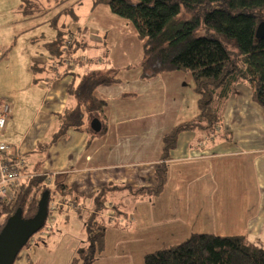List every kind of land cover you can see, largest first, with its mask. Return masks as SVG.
<instances>
[{
  "label": "crops",
  "instance_id": "obj_1",
  "mask_svg": "<svg viewBox=\"0 0 264 264\" xmlns=\"http://www.w3.org/2000/svg\"><path fill=\"white\" fill-rule=\"evenodd\" d=\"M19 4L14 8L19 10ZM48 57V54L33 56L32 65L37 63L38 69H32L31 77L25 80L23 93L18 94L9 89L0 94L11 104V112L0 139L10 145L8 155L24 159V172L27 175L36 171L51 177L54 182L63 181L79 195L78 201L66 199V205L55 212L62 213L75 207L88 209L90 214L94 207V195L110 182L133 187L155 186L156 169L162 161L163 135L177 123H171L170 113L180 112L184 108L181 101H175L180 89L176 91L169 85L163 91L166 92L167 100L174 99V106L155 105L160 100L153 102L151 97L142 99L141 94L146 88L143 86L122 94L109 93L104 108L107 123L104 134L91 137L87 131L69 130L44 147L57 129V114L74 102L66 91L67 85L57 82L73 74L69 60L57 64ZM64 64V72L68 71V74L60 70ZM188 76L192 78L188 72H165L145 82H148L149 89H153L157 77L164 81L175 77L178 86ZM133 78L141 79L139 75ZM115 85L102 86V91L98 92L108 93L107 90ZM197 101L196 97L193 111L197 114L193 118L199 112ZM253 102L252 91L251 97L248 95L246 99L239 100L234 88L222 111L221 123L215 130H197V135L192 137L184 134L196 130L180 134L177 147L168 160L170 173L164 189L171 187L168 194L173 196L168 200L172 203L163 204L161 198L158 207L159 212L165 213L160 216L164 219L163 226L178 231L187 216L201 221L203 225L214 220L215 225L216 215L220 213L219 219L227 221L220 224L226 226L227 230H221L218 234H246L250 241L264 248V125H261L260 133L249 124L251 113L256 116L255 128L258 129L257 116L264 118V113ZM259 112L261 115L257 114ZM173 180L174 189L171 184ZM184 182H188L186 189ZM178 196L181 202L172 201ZM126 197L130 198L131 205L142 200H149L154 207L158 205L157 195L137 198L129 190L115 191L109 195L108 205L110 207L114 203L123 220H135L134 214L126 212ZM110 217L115 218L114 215ZM65 220H70L69 215L65 216ZM146 223L151 224L150 221ZM77 246L74 239L60 245L59 254L65 257L66 264H71L75 256L73 251L79 248H75ZM44 250L37 242L30 243L19 253L15 262L30 264L31 258L34 259L36 254L41 255Z\"/></svg>",
  "mask_w": 264,
  "mask_h": 264
},
{
  "label": "trees",
  "instance_id": "obj_2",
  "mask_svg": "<svg viewBox=\"0 0 264 264\" xmlns=\"http://www.w3.org/2000/svg\"><path fill=\"white\" fill-rule=\"evenodd\" d=\"M47 1L48 6H52ZM68 1L72 0H55L52 8ZM79 1L63 7L51 18L57 34L45 47L48 58L54 63L62 61L67 42L73 36L72 26L66 21L60 23L59 19L62 13H68L73 24L77 23L74 5ZM93 1L94 5L107 4L112 12L134 24L143 43V80L165 72L191 73L199 112L195 118L176 124L163 135L162 161L156 169L155 186L133 187L110 182L98 190L93 197L94 210L85 223L86 243L78 248L71 264H94L104 251L107 231L104 217L111 206L118 208L114 203L109 207V195L121 190H129L137 198L160 194L167 183L168 160L177 147L180 134L191 130H215L221 123L227 99L240 81L250 84L252 99L264 108V36H256L258 25L264 21V0ZM44 3V0H20L18 8L26 16L35 17L46 11ZM202 28L204 32L200 34ZM77 30L80 31L81 27ZM221 36L235 40L237 50L227 48ZM81 41L74 37L67 47L68 57L83 44ZM32 69L37 71V63L32 65ZM35 80L38 82L37 78ZM119 80L115 73L100 69H94L76 82L73 78L66 91L74 102L57 114V129L51 141L43 146L47 147L69 130L87 131L91 137L104 134L107 129L104 112L107 100L96 93L100 87L117 84ZM94 117L102 122L98 132L90 126ZM47 178L35 171L21 181L11 202L0 200V231L18 208L22 209L25 218L34 216L44 192H49L50 199L78 201L79 195L72 187L63 181L49 183ZM61 208L63 205L58 209ZM53 212L49 211L48 217ZM144 264H264V248L250 241L246 234L194 232L180 243L146 253Z\"/></svg>",
  "mask_w": 264,
  "mask_h": 264
},
{
  "label": "rangeland",
  "instance_id": "obj_3",
  "mask_svg": "<svg viewBox=\"0 0 264 264\" xmlns=\"http://www.w3.org/2000/svg\"><path fill=\"white\" fill-rule=\"evenodd\" d=\"M44 1L46 11L32 17L26 16L14 8L20 0H0V94L9 89L16 91L18 94L24 92L22 85L33 73L31 68L33 56L48 54L45 45L56 37L57 30L51 25V18L63 7L73 4L75 0L68 1L57 8H52L55 0H49L52 6H48L47 0ZM74 11L78 15V22L74 23L77 26L73 24L68 13H62L59 21L60 23L65 21L69 23L72 26L73 34L70 38L74 39L76 36L78 40H83L81 41L83 44L77 46L69 57L67 56L73 74L70 78L57 80L58 83L61 82L60 84L66 86L73 79L72 75L75 76L76 82L94 69H100L115 73L120 79L115 86L107 90L108 93L103 92V94H100L104 87L98 89L100 92L97 91V94L106 100L109 93L122 94L123 92L138 90L140 86H143L146 88L141 94L142 99L151 97L153 102L160 100V103L155 105L170 104L174 106L176 104L174 99L167 100L166 92H163L165 87L170 85L176 91L180 89V94L175 101H181L184 107L180 112L170 113L171 123L193 118L197 114L193 111L197 94L194 91V80L190 76L180 82L178 86L175 77H171L170 81H164L161 77H157L153 89H149L148 82H145L148 80L141 78V63L144 57L143 43L138 38L135 26L129 19L112 12L107 4L94 5L93 0H80L74 5ZM78 27H81L80 31L77 30ZM203 32L204 29L202 28L199 33L203 34ZM221 39L227 48L237 50L235 40L225 36H221ZM79 60L82 62L79 63ZM64 67L65 64L60 68L62 72L65 71ZM135 75H139L141 79L134 80L133 76ZM235 95L239 100L246 99L248 95L251 97L250 84L247 81H240L235 87ZM240 95L243 97H240ZM1 96V100L10 104L5 97ZM250 101L252 102V100ZM233 102H235V99ZM253 103L256 107H260L264 113V108L261 105L256 102ZM257 114H260V112ZM257 117L258 129L255 128L256 116L254 114L249 113V124L253 129L262 133L261 125H264V121H262L264 118L262 116ZM197 132L196 130L184 135L192 137L196 136ZM171 184L174 189L175 180ZM183 184L186 189L188 182ZM164 189L157 195L156 203L158 205L156 207L149 200H142V202L131 205L130 198L126 197V204H128L126 212L134 214L135 220L131 218L123 220L119 217L120 213L116 208L108 209L104 217L107 225L105 248L98 255V259L94 264H144L146 253L180 243L194 232H206L204 230L217 231V233H220L221 230H223L221 232H226V226L220 223L225 224L227 221L219 219L220 213L216 215L215 225L214 220L203 225L204 223L201 221L198 222L187 216L184 225L178 231L163 226L164 219L160 216L165 215V213L159 212L158 207L161 205V198L163 204L167 203L169 205L172 202L169 203L168 198L173 196L168 194L171 187L168 190ZM161 194L163 196H160ZM172 201L181 202V197H174ZM93 210L94 207L90 211ZM53 213L51 217H48L44 229L42 228L35 233L23 248H27L30 243L37 242L39 246L45 249L41 255L36 254L35 258L37 257V259L31 258L30 264H66L65 257L59 254L61 252L60 245L72 239L78 243L75 248L86 243L85 223L89 215L88 209L82 210L70 207L66 212L54 211ZM66 215L70 217L67 222L65 220ZM110 215H114L115 218L110 217ZM55 217H57V220ZM143 221H150L151 224L146 223L145 225ZM34 239L38 241H34ZM76 252L77 250L73 251V254H76ZM15 264H19V262L16 261Z\"/></svg>",
  "mask_w": 264,
  "mask_h": 264
},
{
  "label": "water",
  "instance_id": "obj_4",
  "mask_svg": "<svg viewBox=\"0 0 264 264\" xmlns=\"http://www.w3.org/2000/svg\"><path fill=\"white\" fill-rule=\"evenodd\" d=\"M256 36L258 38L264 36V21L258 25ZM90 126L93 131L98 132L102 128V122L94 117ZM49 200V192H44L34 216L25 218L22 209L18 208L7 219L0 231V264H14L18 254L30 238L45 226L49 213Z\"/></svg>",
  "mask_w": 264,
  "mask_h": 264
},
{
  "label": "built area",
  "instance_id": "obj_5",
  "mask_svg": "<svg viewBox=\"0 0 264 264\" xmlns=\"http://www.w3.org/2000/svg\"><path fill=\"white\" fill-rule=\"evenodd\" d=\"M72 40V38L68 40L64 55L67 53V47L70 45ZM68 60L69 58H67V54L63 56L62 61L66 63ZM10 112V104L0 99V136L5 129ZM9 150L10 145L0 139V200L6 202L12 201L16 188L19 186L21 181L28 176L24 172V159L8 155ZM48 182L52 183L53 179L49 177ZM66 203V200L64 201L63 199L51 198L49 200L48 209L49 211H55L60 206L64 204L66 205Z\"/></svg>",
  "mask_w": 264,
  "mask_h": 264
},
{
  "label": "bare ground",
  "instance_id": "obj_6",
  "mask_svg": "<svg viewBox=\"0 0 264 264\" xmlns=\"http://www.w3.org/2000/svg\"><path fill=\"white\" fill-rule=\"evenodd\" d=\"M47 180H48V178H47ZM54 183V182H53ZM41 198V197H40Z\"/></svg>",
  "mask_w": 264,
  "mask_h": 264
}]
</instances>
